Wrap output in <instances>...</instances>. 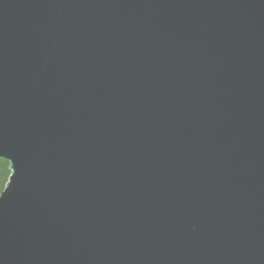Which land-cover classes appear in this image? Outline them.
Here are the masks:
<instances>
[{
  "label": "water",
  "instance_id": "1",
  "mask_svg": "<svg viewBox=\"0 0 264 264\" xmlns=\"http://www.w3.org/2000/svg\"><path fill=\"white\" fill-rule=\"evenodd\" d=\"M0 264H264V0H0Z\"/></svg>",
  "mask_w": 264,
  "mask_h": 264
},
{
  "label": "trees",
  "instance_id": "2",
  "mask_svg": "<svg viewBox=\"0 0 264 264\" xmlns=\"http://www.w3.org/2000/svg\"><path fill=\"white\" fill-rule=\"evenodd\" d=\"M10 175L9 160L0 157V192L5 187Z\"/></svg>",
  "mask_w": 264,
  "mask_h": 264
}]
</instances>
